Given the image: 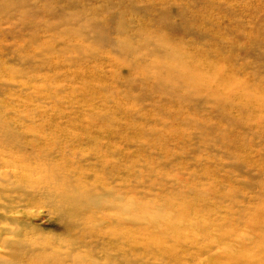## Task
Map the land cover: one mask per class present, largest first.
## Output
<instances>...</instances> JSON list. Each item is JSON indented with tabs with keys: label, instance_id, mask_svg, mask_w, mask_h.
Returning a JSON list of instances; mask_svg holds the SVG:
<instances>
[{
	"label": "rangeland",
	"instance_id": "374dc122",
	"mask_svg": "<svg viewBox=\"0 0 264 264\" xmlns=\"http://www.w3.org/2000/svg\"><path fill=\"white\" fill-rule=\"evenodd\" d=\"M24 1L27 8L21 5L23 8L18 11L24 18L20 15L18 18L22 17L28 26L22 37L27 41L26 57L30 61L24 63L26 86L32 82L23 104L28 114L23 127L53 132V128L63 126L65 130H59L62 135L74 137L86 133L95 137L72 145L77 153H92L89 161H80V154L77 158L74 155L59 158L68 161V167L77 174H91L90 182L102 181V175L107 173L108 182L118 187L123 184L130 191L123 201L124 208L138 220L124 229L135 232V237L130 238L133 240L130 243L137 247L135 264H173L167 255L154 252L140 255L152 248L148 245L164 244L181 250L183 244L210 243L223 234L230 236L215 244L210 252L188 259L180 252L181 264H264V121L260 122L264 104L262 107L257 102L249 104L250 107L231 104L223 111L207 100H191L200 93L185 89L187 84L156 85L159 69L152 65L166 53L158 55L157 47H167L184 62L200 69L202 84L220 77L230 78L231 82L244 81L252 90L263 93L264 102V0ZM90 19L107 25L117 42L130 41L136 48L140 43L147 46L124 56L117 47L84 43V47L78 48L81 52L68 51L59 42L57 46L61 48L51 53H35L45 40L43 35L65 38L63 32L67 28ZM33 35L38 41L28 43ZM7 51L0 46L1 54ZM65 69L69 71L67 74ZM192 81L193 78L188 82L194 84ZM213 90L221 91L217 86ZM91 108V112L87 110ZM44 109L48 111L43 112ZM33 110L38 113L36 116ZM240 112L243 124L236 123ZM113 158L116 165L106 169ZM144 176L149 178L146 186L142 183ZM154 182L152 189L149 186ZM183 207H188L190 218L197 217V225L184 220ZM171 209L179 213L175 217L176 229L167 228L166 222L160 226L154 223L162 221L156 220L158 215L165 217ZM42 210L44 213L35 220L36 230L29 232V237L41 236L44 241L73 237V231L63 230L46 216L45 208ZM124 242L122 238L118 244ZM246 243L247 249L240 252ZM32 255L29 261L47 258L50 253L37 251Z\"/></svg>",
	"mask_w": 264,
	"mask_h": 264
},
{
	"label": "bare ground",
	"instance_id": "6f19581e",
	"mask_svg": "<svg viewBox=\"0 0 264 264\" xmlns=\"http://www.w3.org/2000/svg\"><path fill=\"white\" fill-rule=\"evenodd\" d=\"M198 1L200 2V0ZM21 5L25 6L28 4L26 1L23 2V0H0V46L8 49L4 54L0 53V55H2L0 56V264H135L137 247L130 243L133 241L130 238L131 236L135 237V232H129L124 229L125 227L129 228L128 225L134 226L135 222L138 220L136 216L127 213L124 208L125 204L123 201L130 191L125 190L123 184L118 187L116 183L108 182L109 179L107 173L102 175V181L90 182L89 178L91 177V174H77V171L71 170L72 167H68V161H63L59 158L60 156L66 157L69 155H74L77 158L80 154L81 156L78 158L80 161H89L90 158L93 157L92 153H77L78 151L72 150V145L75 142H89L92 136H87L86 133L85 136H77L75 133L76 135L74 137H69L64 134L62 135L59 133V130H65L62 126L63 123L61 125L62 127L57 126L53 128V132L48 131L46 128L23 127L28 117V114H26L23 109V104L24 100L28 99L26 98L28 85L32 81L26 86L27 82L25 83V81L27 77H25L26 68L24 67V63L27 62L25 60H28L26 57V51L28 48L27 41L23 40L22 37L24 35L23 30L28 28V26L23 21L24 15L18 13V11H20L19 8H23ZM25 8H27V6H25ZM166 14L164 16H166ZM19 15L23 18H18ZM55 16L62 17L59 15ZM15 18L17 20L13 21ZM170 22L171 21H169V23ZM77 24L80 25L78 29L76 28ZM72 26L73 27L67 28L63 32L65 38H60L59 36L54 37L51 35H47L46 38L43 35L42 38H45V40L44 42L42 40L38 51L35 53H42L44 51L51 53V51L53 52L61 48V46H57L59 42L61 44L63 43V46L65 45V49H68V51L77 49L81 52V49L78 48L84 47V43L96 44L100 47H117V50H120L124 56L130 55L132 52H137L147 46V43H140L141 45L136 48L130 41L123 43L119 41L117 42L111 37V32L107 25H104V23L99 24L97 20L90 19L85 20V22L80 20ZM40 30L41 29L39 28L37 29L39 32ZM72 34H75L79 38H76V36L75 38H72ZM6 39H10V42L13 40V42L7 43ZM38 39L33 35L28 43H31V40L38 41ZM157 48L158 55L161 54L162 51L166 53L163 54L158 61L152 63L155 68L159 69L157 73V82L155 83L156 85L159 84V82H165L166 85L173 84L177 87L187 84L188 87L185 89H194L200 93V96H193L191 100H207L216 104L218 109L223 111L231 104L240 105L241 107L244 105L250 107L248 106L249 104L257 102L258 106H263L264 102L263 99H261L263 93L252 90L246 82H231L232 79L230 78L220 77L218 79H213L212 82L207 81L202 84L200 80L204 79V77L200 69H196V66H191L187 61L184 62L180 55L174 53L173 50L168 49L167 47ZM85 49H87V47ZM89 49H92V47H89ZM150 53L152 54V51H150ZM30 59H33V57ZM49 61H52L51 58H49ZM28 62L30 61L28 60ZM29 65L31 64L29 63ZM57 67L59 68V66ZM49 72L51 71H48V73ZM67 72L69 71L67 70L65 73L67 74ZM48 73L46 72V74ZM56 78L59 77L56 76ZM191 78H193L192 82L194 84L188 82ZM79 80H81V78ZM81 82L83 81L81 80ZM52 84L53 83H51V85ZM82 84L83 83H81V85ZM193 85H195L194 88ZM208 86L212 87L209 88ZM215 86L221 91L213 90V87ZM201 91L203 93H201ZM43 95L44 94L42 93V96ZM46 95L47 93H45V96ZM84 105L86 106V104ZM28 106H30L29 102ZM34 106L35 105H33V107ZM38 107L39 106H37L36 109H38ZM87 110L91 112L92 108ZM35 111H32L33 116L38 114ZM46 111H48V109L43 110V112ZM240 114L241 116L237 118L236 123L243 124V113L240 112ZM13 116L15 118H13ZM29 117L30 119L32 118L30 114ZM49 117H51V115ZM57 117L60 118V116ZM262 121H264L263 115L260 119V122ZM70 129L72 130V128ZM68 130H66V132ZM81 134H83L82 131ZM78 135H80V133H78ZM110 135L108 132V136ZM104 136L106 137V135ZM110 145L114 144L111 142ZM120 145L118 146L120 147ZM118 156L121 155L118 154ZM114 160L115 159L113 158L112 161H109L105 166L106 169L111 165H116V161ZM248 170H251V168ZM148 180L149 178L144 176V180H142L144 186H146ZM155 183L156 182L149 187L154 189L153 186ZM127 188H131V185H128ZM42 208L46 209L48 214L46 216L55 220L63 230L65 228L67 231H73V237L71 239L53 238L50 239V241L47 239L44 241V238L41 236L34 238L29 237V232L36 230L35 227L37 224L35 223V220L40 218L41 214L44 213ZM183 208L184 210L181 215L184 216V220L187 218L192 226L197 225L199 222L197 217L190 218L187 214L188 207ZM177 212L178 210L171 209L170 214H167L165 217L158 215L156 220L162 221H154V223L160 226L161 222H166L167 228L171 227L172 229H176L178 226V220L175 217H178L179 214ZM42 219L44 218L42 217ZM52 231H55V229ZM197 235H200V232H198ZM229 236L230 234H223L222 238H217L215 241L211 240L210 243L197 241L194 243L197 246L193 244L191 246L183 244L181 250H175L174 247L166 246L164 244H152L148 245L149 247L152 246L149 251L140 255L152 254V252H154L158 253L159 256L167 255L170 260L172 259L171 262H173V264H181L182 260L179 256L180 252L185 259L204 252H210L215 249V246L219 245L225 237L229 238ZM122 238H125V242L119 245L118 241ZM105 239L109 240L106 244L103 242ZM247 246L248 243L244 244L241 247L240 252L245 251ZM37 251H42L44 254L45 252H49L50 255L47 256V258L29 261L28 258L30 255L33 256L32 254ZM234 254L237 255L238 253L234 252Z\"/></svg>",
	"mask_w": 264,
	"mask_h": 264
}]
</instances>
